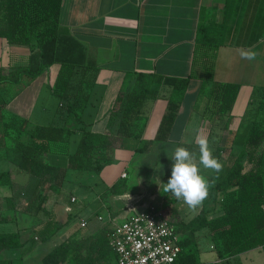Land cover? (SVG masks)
<instances>
[{"label": "crops", "instance_id": "0c3cea01", "mask_svg": "<svg viewBox=\"0 0 264 264\" xmlns=\"http://www.w3.org/2000/svg\"><path fill=\"white\" fill-rule=\"evenodd\" d=\"M60 22L83 46L86 63L97 66L93 72L96 73L95 86L84 111V124L81 125L88 130L110 132L112 110L119 108L117 97L122 91L128 93L132 90L139 72L156 73L162 78H190L169 141L163 142L166 143L163 149H156H167L171 153L179 142H185L197 151L194 140L200 132L208 137L211 149L219 150L226 169L243 151L252 123L264 118V0H63ZM206 25H209L210 36H219L218 44H204L198 40L200 28ZM241 49L255 51V59H241ZM31 55L29 45L10 44L6 38L0 37V65L3 67L28 65ZM209 63L213 64V71L210 68L212 72L206 73L204 70ZM58 69V64L53 65L38 77L25 79L22 84L8 88L12 98L4 111V120L26 119L27 125L21 134L26 142L31 141L30 133L35 126H62L66 122L65 103L52 91ZM82 77L81 72L73 76L69 90L71 96ZM216 82H238L241 89L231 113L210 119L206 107ZM31 88L30 94L28 91ZM172 91L173 87L162 80L153 84L152 94L157 99H149L145 107V114L149 116L148 134L156 132L166 107V98ZM69 125L73 126L72 121ZM116 128L117 123L113 130ZM16 134L14 128H9L7 135L4 134L0 124V148L5 150L10 147L11 137ZM81 135L78 130L67 140L53 143L47 155L50 164L68 166L67 155L76 150ZM158 143L153 145L152 150ZM133 147L134 143L128 142L125 148L117 149L113 154L114 163L104 167L99 174L70 169L59 193L39 190L46 192L42 206L55 214L62 227L47 241L34 242L32 260L40 243L52 241L49 253L73 234L96 235L105 227L112 230L115 224L129 215L138 203L127 201L126 197H133L135 193L126 190L123 180L129 177L128 165L143 155L136 154ZM0 162L4 163L0 171H9L13 181V185H0L1 201L16 202L14 195L24 199L21 209H14V215L9 216L11 222L20 223L16 231L22 234V223L29 228L32 222V230L40 228L46 222V213L24 211L23 206L32 194L30 191L20 193L17 187L23 179L34 183V178L18 167L11 152L8 157L0 158ZM71 170L76 172L72 179ZM123 172H127L126 177L122 176ZM201 174L207 178L214 175L211 170L202 167ZM221 174L224 172L221 171ZM77 188L81 189L80 192ZM39 191L36 193L39 194ZM72 196L77 198L74 203ZM1 205L4 207V203ZM175 205L181 214L179 219L190 221L204 207H212L214 203L209 194L198 211L186 218L182 216V211L189 209L187 205L183 201H177ZM4 208L0 212L7 216ZM80 211L82 215L78 223H72ZM96 219L102 223H96ZM83 220L87 221L85 227H81ZM86 228L83 234L80 229ZM208 231L205 228L197 233L200 264H205L201 258L204 251L217 253ZM204 233L209 238L202 243L200 238ZM34 238L39 239L36 235ZM241 254L222 259L217 253L210 262L235 264L234 259ZM112 264H116V260Z\"/></svg>", "mask_w": 264, "mask_h": 264}, {"label": "trees", "instance_id": "16d2710c", "mask_svg": "<svg viewBox=\"0 0 264 264\" xmlns=\"http://www.w3.org/2000/svg\"><path fill=\"white\" fill-rule=\"evenodd\" d=\"M63 0H0V37L10 44L29 45L32 49L30 63L12 68L0 65V124L4 134L9 128L17 132L11 137L7 149L0 148V158L10 152L18 167L34 178L32 197L23 206L24 211L47 215L46 222L36 228L40 241L50 239L61 227L55 214L43 206L45 190L61 192L68 179L70 169L101 173L104 167L114 163L113 154L125 144L133 142V151L144 154L152 150L156 142L169 141L190 78L166 77L156 73L139 72L135 84L128 93H119L112 110L110 132L88 130L84 124V111L95 86L97 66L86 63L83 46L61 25L60 11ZM209 25L198 32V40L215 45L219 36H210ZM59 65L57 77L52 85L53 93L65 103L67 119L64 125H37L31 131V141L21 138L27 120L14 118L4 120V111L12 98L10 85H19L25 79L38 77L53 65ZM82 80L70 95L71 80L76 73ZM209 73V72H207ZM171 85L173 91L165 101V110L159 120L156 132L147 133L149 116L145 114L149 99H157L152 94V86L158 81ZM241 89L236 82H216L206 107L208 118L222 117L231 113ZM153 95V96H151ZM264 99V92H263ZM264 103V102H263ZM115 104V105H116ZM72 121L73 126L69 125ZM117 123L116 130H113ZM81 131V138L74 152L67 155L68 166L52 165L47 159L52 144L67 140L75 131ZM193 151L191 144L179 142ZM222 164L225 160L219 150L215 156ZM219 173L214 185L209 188L212 207H204L192 220H176L182 252L176 264H200V249L197 233L208 228L220 258L231 259L255 248L264 250V118L252 123L243 151L233 159L231 166ZM216 174L208 177L212 179ZM0 185H13L11 173L0 171ZM39 191V194L36 193ZM109 190L106 191L108 193ZM164 212L167 211L164 209ZM168 214V213H167ZM10 221V217L0 212V223ZM34 239V238H33ZM111 230L103 228L96 235L73 234L47 253L44 264H112L117 259L110 246ZM35 242V240H33ZM34 242L32 247L34 246ZM24 246L20 231L0 232V251ZM0 264H22V257L4 258Z\"/></svg>", "mask_w": 264, "mask_h": 264}, {"label": "rangeland", "instance_id": "374dc122", "mask_svg": "<svg viewBox=\"0 0 264 264\" xmlns=\"http://www.w3.org/2000/svg\"><path fill=\"white\" fill-rule=\"evenodd\" d=\"M213 64L209 63L208 68L206 67L204 72H210V68H212ZM213 71V68L211 69ZM211 71V72H212ZM210 72V73H211ZM207 75V74H205ZM238 83V82H236ZM31 91V92H30ZM28 91V93H32L31 90ZM31 96V95H30ZM166 146V143L160 142L156 145V147L150 152H147L143 155L138 156L139 158L135 160L132 164L128 165V173L129 177L125 180H123V184L126 185V190L128 192L135 193L134 196H127V201H135L138 204L134 207H132L133 211H141L143 209H146L150 205H155L159 208L166 209L167 213L172 217L175 221L181 217V214L179 213L178 207L175 205V203L178 201L174 197H171V194L163 193L164 184L168 181V175L171 174V164L172 161L168 157L170 155V151L166 150H159L163 149ZM159 148V149H156ZM217 151V150H216ZM215 149H212V153L215 155L216 153ZM141 160V161H140ZM4 165L3 162H0V167ZM169 173V174H167ZM74 174L76 172L74 170H71L70 172V179L73 178ZM19 188L20 193L22 191H30L32 193V190L34 188V183L31 180H24L21 185H17ZM45 186L40 185L37 187L36 190H44ZM78 192H80L81 189H78ZM16 194V193H15ZM107 195V193H105ZM17 200L16 202L12 201H1L2 198H0V210L3 209L5 214H7V217L14 215V209H21L20 206H22L24 203L22 200V197L17 195H14ZM25 202V201H24ZM4 203V207L1 205ZM77 204V203H76ZM3 207V208H2ZM181 210H183V206L180 207ZM188 208V206H187ZM16 209V210H17ZM199 207L195 210H189L185 209L182 211L183 217H192L197 211ZM189 210V211H188ZM16 213V212H15ZM77 212L78 217L74 218L72 223H78L79 217L82 215L81 211ZM32 214V212H31ZM188 215V216H186ZM96 223L101 224L98 219L94 220ZM28 224V223H27ZM24 228L22 230L24 241V246L21 248H13V249H6L0 251V256L4 258H11V257H22V264H44L43 263V256L48 253V251L51 249L52 241L40 243V245L37 247L36 251L33 253V260H32V244L33 240L35 242H39L40 239H35L34 235L35 230H32V222L30 223L29 228H26L24 225L21 224ZM20 226L19 221L18 222H6L4 224H0V232H13L18 229ZM86 229H80V231L84 234ZM209 232V231H208ZM210 234V232L208 233ZM204 233L201 235L200 240L203 242H207L209 235ZM32 238H34L32 240ZM213 252V253H212ZM216 251H204V253H201V258L205 262V264H212V259L216 256ZM235 264H264V250L255 248L251 249L249 251L243 252L239 258L234 259ZM227 264V263H224Z\"/></svg>", "mask_w": 264, "mask_h": 264}, {"label": "built area", "instance_id": "2783aa9c", "mask_svg": "<svg viewBox=\"0 0 264 264\" xmlns=\"http://www.w3.org/2000/svg\"><path fill=\"white\" fill-rule=\"evenodd\" d=\"M122 176L126 177L127 172ZM71 201L77 198L72 196ZM86 225L83 220L81 227ZM110 246L117 256L116 264H176L182 252L176 221L155 205L132 210L115 224Z\"/></svg>", "mask_w": 264, "mask_h": 264}, {"label": "clouds", "instance_id": "9594fccd", "mask_svg": "<svg viewBox=\"0 0 264 264\" xmlns=\"http://www.w3.org/2000/svg\"><path fill=\"white\" fill-rule=\"evenodd\" d=\"M241 59L254 60L256 52L241 49ZM197 151L184 146H176L168 155L171 164V175L164 184L163 193H170L178 201H183L189 209L195 210L202 205L209 195V188L214 185L223 164L213 156L209 139L197 132L194 140ZM201 167L216 175L210 180L201 174Z\"/></svg>", "mask_w": 264, "mask_h": 264}]
</instances>
